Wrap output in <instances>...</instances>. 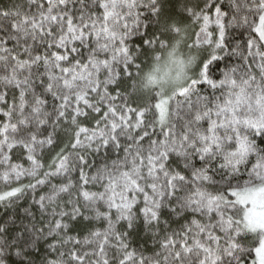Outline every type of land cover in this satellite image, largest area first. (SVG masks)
<instances>
[{
    "label": "snow or ice",
    "instance_id": "snow-or-ice-1",
    "mask_svg": "<svg viewBox=\"0 0 264 264\" xmlns=\"http://www.w3.org/2000/svg\"><path fill=\"white\" fill-rule=\"evenodd\" d=\"M0 264H264V0H0Z\"/></svg>",
    "mask_w": 264,
    "mask_h": 264
}]
</instances>
